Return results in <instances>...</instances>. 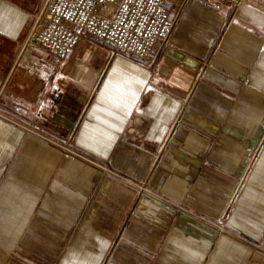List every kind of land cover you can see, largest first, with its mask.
<instances>
[{
    "label": "crops",
    "instance_id": "crops-1",
    "mask_svg": "<svg viewBox=\"0 0 264 264\" xmlns=\"http://www.w3.org/2000/svg\"><path fill=\"white\" fill-rule=\"evenodd\" d=\"M42 1L0 0V264H264V0H165L143 59L22 47Z\"/></svg>",
    "mask_w": 264,
    "mask_h": 264
},
{
    "label": "built area",
    "instance_id": "built-area-1",
    "mask_svg": "<svg viewBox=\"0 0 264 264\" xmlns=\"http://www.w3.org/2000/svg\"><path fill=\"white\" fill-rule=\"evenodd\" d=\"M177 21L164 0H45L33 14L21 46L33 45L61 57L92 35L113 54L143 59L168 45ZM28 72L35 68L29 66Z\"/></svg>",
    "mask_w": 264,
    "mask_h": 264
},
{
    "label": "water",
    "instance_id": "water-1",
    "mask_svg": "<svg viewBox=\"0 0 264 264\" xmlns=\"http://www.w3.org/2000/svg\"><path fill=\"white\" fill-rule=\"evenodd\" d=\"M166 53H167V56L175 61H180L192 68H195L197 66L196 62H194L193 60H191L190 58L184 56L183 54L171 49V48H168L166 50Z\"/></svg>",
    "mask_w": 264,
    "mask_h": 264
},
{
    "label": "rangeland",
    "instance_id": "rangeland-1",
    "mask_svg": "<svg viewBox=\"0 0 264 264\" xmlns=\"http://www.w3.org/2000/svg\"><path fill=\"white\" fill-rule=\"evenodd\" d=\"M43 1H45V0H43ZM43 1L40 3V5H39V7L41 6V4L43 3ZM164 3H165V0H164ZM39 7L35 10V12L39 9ZM35 12H33V14L35 13ZM168 12V11H167ZM33 14H32V16H33ZM170 15V14H169ZM172 17V16H171ZM178 20V19H177ZM31 21H32V17H31ZM31 24V23H30ZM29 29V28H28ZM196 76V75H195Z\"/></svg>",
    "mask_w": 264,
    "mask_h": 264
}]
</instances>
